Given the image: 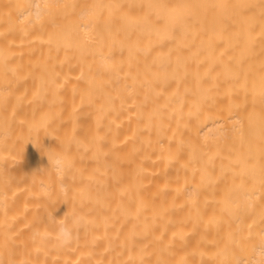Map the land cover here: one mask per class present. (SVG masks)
Returning a JSON list of instances; mask_svg holds the SVG:
<instances>
[{"label":"bare ground","instance_id":"6f19581e","mask_svg":"<svg viewBox=\"0 0 264 264\" xmlns=\"http://www.w3.org/2000/svg\"><path fill=\"white\" fill-rule=\"evenodd\" d=\"M0 264H264V0H0Z\"/></svg>","mask_w":264,"mask_h":264},{"label":"clouds","instance_id":"9594fccd","mask_svg":"<svg viewBox=\"0 0 264 264\" xmlns=\"http://www.w3.org/2000/svg\"><path fill=\"white\" fill-rule=\"evenodd\" d=\"M54 163L57 166H59L61 164V161L57 159L56 161H54ZM71 239H72L71 230L65 225L59 226L57 231V240L59 241V243H61L62 245L68 244L71 242Z\"/></svg>","mask_w":264,"mask_h":264}]
</instances>
